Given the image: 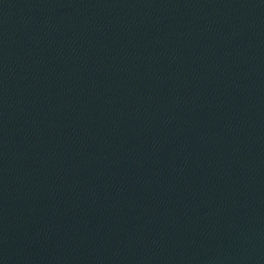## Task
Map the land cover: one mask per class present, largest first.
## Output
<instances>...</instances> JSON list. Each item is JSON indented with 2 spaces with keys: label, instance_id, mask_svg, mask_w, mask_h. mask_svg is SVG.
Returning a JSON list of instances; mask_svg holds the SVG:
<instances>
[{
  "label": "water",
  "instance_id": "water-1",
  "mask_svg": "<svg viewBox=\"0 0 264 264\" xmlns=\"http://www.w3.org/2000/svg\"><path fill=\"white\" fill-rule=\"evenodd\" d=\"M0 264H264V0H0Z\"/></svg>",
  "mask_w": 264,
  "mask_h": 264
}]
</instances>
